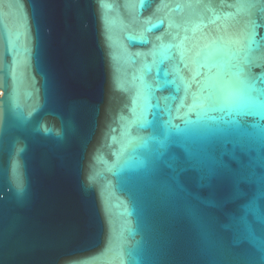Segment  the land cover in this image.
I'll use <instances>...</instances> for the list:
<instances>
[{
  "label": "water",
  "instance_id": "1",
  "mask_svg": "<svg viewBox=\"0 0 264 264\" xmlns=\"http://www.w3.org/2000/svg\"><path fill=\"white\" fill-rule=\"evenodd\" d=\"M0 264H264V0H0Z\"/></svg>",
  "mask_w": 264,
  "mask_h": 264
},
{
  "label": "built area",
  "instance_id": "2",
  "mask_svg": "<svg viewBox=\"0 0 264 264\" xmlns=\"http://www.w3.org/2000/svg\"><path fill=\"white\" fill-rule=\"evenodd\" d=\"M1 93V92H0Z\"/></svg>",
  "mask_w": 264,
  "mask_h": 264
}]
</instances>
